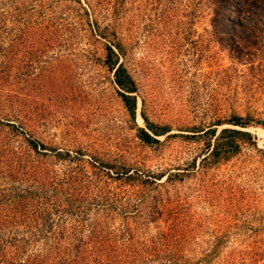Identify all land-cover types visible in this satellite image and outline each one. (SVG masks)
Listing matches in <instances>:
<instances>
[{
	"label": "rangeland",
	"instance_id": "1",
	"mask_svg": "<svg viewBox=\"0 0 264 264\" xmlns=\"http://www.w3.org/2000/svg\"><path fill=\"white\" fill-rule=\"evenodd\" d=\"M210 18L209 0H0L8 264H264V47L238 56Z\"/></svg>",
	"mask_w": 264,
	"mask_h": 264
},
{
	"label": "trees",
	"instance_id": "2",
	"mask_svg": "<svg viewBox=\"0 0 264 264\" xmlns=\"http://www.w3.org/2000/svg\"><path fill=\"white\" fill-rule=\"evenodd\" d=\"M209 2L212 35L222 47H229L238 56L248 57L253 53V47H264V0H209ZM112 53H114L113 49L108 46L109 58H111ZM112 68L114 69V81L120 89L119 94L130 114L134 115L136 105L135 94H133L136 90L135 81L122 63L117 64L115 62ZM145 120L147 127L153 131V134L144 127H139L140 137L146 142L158 141L156 135L166 131H158L153 122L148 119ZM257 122L264 127V120ZM232 123L245 126L248 121L242 120L238 116L233 119ZM204 131L215 132L213 128ZM225 132L250 136V132L247 130L223 127L220 130V137ZM33 146L35 147L36 144L33 143ZM5 244V242L0 241V264H8L4 260ZM10 244L16 248L20 243L10 241ZM15 251L17 250L15 249Z\"/></svg>",
	"mask_w": 264,
	"mask_h": 264
}]
</instances>
